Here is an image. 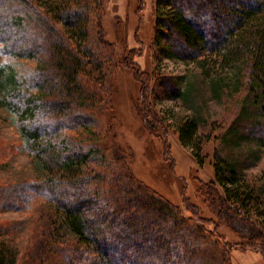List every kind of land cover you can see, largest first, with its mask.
<instances>
[{
  "label": "trees",
  "instance_id": "obj_1",
  "mask_svg": "<svg viewBox=\"0 0 264 264\" xmlns=\"http://www.w3.org/2000/svg\"><path fill=\"white\" fill-rule=\"evenodd\" d=\"M155 7L154 41L170 56L193 62L206 76L211 63L215 70L241 63L235 82L250 93L260 117L251 136L264 144V0H155ZM103 10L102 0H0V33L10 29L11 34L6 41L11 56L0 62V106L16 114L41 173L24 189L44 202V250L38 246V257L62 264H197L201 259L207 264L218 255L231 264L236 248L264 257V209L235 159L215 155V181L197 188L202 204L191 199L188 187L176 202L134 174L116 136L107 152L98 143L97 118L79 108L93 96H87L84 74L94 67L101 73L109 59L94 53L101 40L90 29L94 23L99 34L104 32ZM20 58L42 65L18 68L13 62ZM125 65L141 83L144 126L157 138L174 175L167 122L151 105V81L140 65L129 60ZM162 80L173 95L182 94L176 77L163 74ZM37 116L42 127L34 126ZM198 123L180 119L175 130L203 164ZM73 131L81 139L71 136ZM90 134L93 141L87 140ZM232 221L240 222L245 234L220 231ZM19 262L17 252L8 264ZM34 262L29 258L23 264ZM0 264H5L2 252Z\"/></svg>",
  "mask_w": 264,
  "mask_h": 264
},
{
  "label": "rangeland",
  "instance_id": "obj_2",
  "mask_svg": "<svg viewBox=\"0 0 264 264\" xmlns=\"http://www.w3.org/2000/svg\"><path fill=\"white\" fill-rule=\"evenodd\" d=\"M102 2L104 32L99 34V26L94 23L90 29L96 40H101V46L95 45L94 53L97 57L105 53L109 59L103 63L101 73L94 67L84 74L87 96H93L86 101L87 107L79 108L97 118V130L101 133L98 143L107 152L116 136L127 150V163L134 174L150 188L176 202H179L183 189L188 187L191 199L202 204L197 188L201 183L215 181V155L235 159L242 177L255 187L264 209V144L251 136L254 131L256 133L253 122L259 113L251 102L250 93L235 82L241 63L224 70H215L211 63V73L206 76L193 62L170 56L165 47L155 43V0ZM10 35V29L0 33V62L11 56L6 45ZM103 45L107 48H102ZM128 60L146 71L144 76L150 79L153 91V110L164 123L171 124L164 125L177 166L174 175L164 161L157 138H153L144 126L139 110L141 83L125 65ZM24 64L36 68L42 62L28 58L13 62L18 68ZM163 74L176 77L183 89L179 97L168 91L162 80ZM101 79L103 83L100 84ZM187 87L188 93L184 92ZM246 107L249 108V116ZM15 119L16 114L12 110L0 106V252L4 253L5 264L17 252L21 254L19 264L29 258L35 261L34 264H62L49 256L38 257V246L44 250L43 239L40 238L45 224L41 210L44 202L38 194L24 192V189L36 182L41 173L27 150ZM180 119L199 121L196 141L203 147V164L191 149L180 142L175 130ZM35 122L34 126L42 127L40 116ZM70 134L81 139L76 131ZM94 136L90 134L87 140L93 141ZM220 231L245 234L246 229L240 226V222L232 221L231 228L223 226ZM202 261L197 260V264H203ZM207 264L226 262L217 255V261ZM231 264H264V257L252 249L243 251L236 248L231 253Z\"/></svg>",
  "mask_w": 264,
  "mask_h": 264
}]
</instances>
